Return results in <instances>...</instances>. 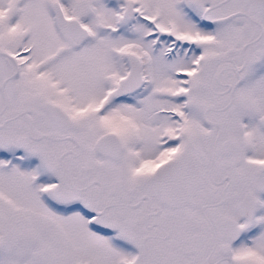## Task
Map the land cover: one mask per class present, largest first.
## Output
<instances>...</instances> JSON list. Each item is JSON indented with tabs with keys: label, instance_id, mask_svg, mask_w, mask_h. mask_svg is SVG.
<instances>
[{
	"label": "snow or ice",
	"instance_id": "snow-or-ice-1",
	"mask_svg": "<svg viewBox=\"0 0 264 264\" xmlns=\"http://www.w3.org/2000/svg\"><path fill=\"white\" fill-rule=\"evenodd\" d=\"M0 264H264V0H0Z\"/></svg>",
	"mask_w": 264,
	"mask_h": 264
}]
</instances>
